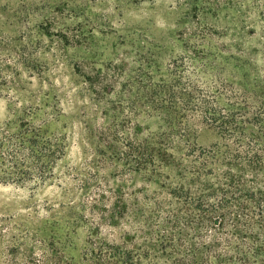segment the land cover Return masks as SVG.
I'll return each mask as SVG.
<instances>
[{
    "label": "rangeland",
    "instance_id": "1",
    "mask_svg": "<svg viewBox=\"0 0 264 264\" xmlns=\"http://www.w3.org/2000/svg\"><path fill=\"white\" fill-rule=\"evenodd\" d=\"M179 84L259 132L264 0H0V144L33 127L59 149L44 178L12 179L0 159V264H81L94 200L161 191L127 149L169 132L149 94ZM173 116L190 119L176 148L221 143L199 113Z\"/></svg>",
    "mask_w": 264,
    "mask_h": 264
},
{
    "label": "trees",
    "instance_id": "2",
    "mask_svg": "<svg viewBox=\"0 0 264 264\" xmlns=\"http://www.w3.org/2000/svg\"><path fill=\"white\" fill-rule=\"evenodd\" d=\"M149 96L151 107L163 111L169 132H137L127 150L137 171L145 169L161 191L145 201L125 195L94 200L81 264H264L263 124L247 134V127L258 124L245 118L244 108H238L239 115L238 106L222 109L191 84L155 85ZM174 112L199 113L217 126L221 143L176 148L173 138L187 139L190 119L181 118L176 126ZM40 134L28 127L1 142V171L12 179L44 178L59 149L46 145Z\"/></svg>",
    "mask_w": 264,
    "mask_h": 264
}]
</instances>
